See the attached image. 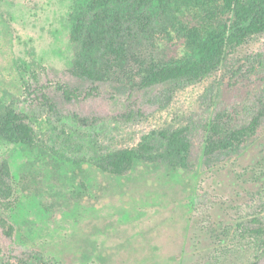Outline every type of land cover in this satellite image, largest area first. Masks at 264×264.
I'll list each match as a JSON object with an SVG mask.
<instances>
[{"label": "rangeland", "instance_id": "rangeland-1", "mask_svg": "<svg viewBox=\"0 0 264 264\" xmlns=\"http://www.w3.org/2000/svg\"><path fill=\"white\" fill-rule=\"evenodd\" d=\"M72 8L73 0H0V110L12 105L28 115L41 140L0 139L19 197L15 209H0L16 228L13 238L0 228L5 255L40 251L61 264H264L247 232L264 221V123L242 150L205 163L214 116L226 110L233 124L245 125L264 104V33L230 49L222 67L200 80L129 94L122 84L70 72L78 49ZM171 18L152 45L160 59L188 50L173 29L179 20L201 24L187 8ZM61 85L78 96L68 100ZM183 126L192 142L189 169L140 163L118 176L93 164Z\"/></svg>", "mask_w": 264, "mask_h": 264}, {"label": "trees", "instance_id": "trees-1", "mask_svg": "<svg viewBox=\"0 0 264 264\" xmlns=\"http://www.w3.org/2000/svg\"><path fill=\"white\" fill-rule=\"evenodd\" d=\"M183 8L199 14L201 24L190 26L179 20L173 29L187 40L188 50L180 58L160 59L152 50L156 33L163 31L175 19L171 15ZM70 20V38L78 45L70 72L94 83L122 84L133 94L161 84L197 81L219 70L230 49L264 33V0H73ZM38 75L34 72L32 77L37 79ZM59 89L68 100L78 96L66 85ZM43 97L49 100L45 93ZM233 120L232 113L225 110L208 124L206 164L242 150L259 134L264 104L247 124H233ZM0 139L30 146L41 143L29 116L12 105L0 110ZM191 149L188 126L162 129L136 146L97 156L93 164L118 176L128 174L140 163L166 161L176 168L189 169ZM16 189L11 164L0 156L2 211L18 206ZM254 222L247 232L264 250V221ZM0 228L5 236L14 237L16 228L7 217L0 216ZM5 256L0 247V264H61L40 251Z\"/></svg>", "mask_w": 264, "mask_h": 264}]
</instances>
